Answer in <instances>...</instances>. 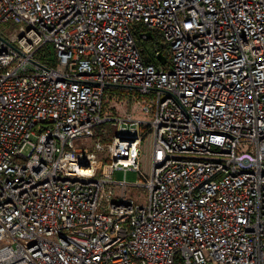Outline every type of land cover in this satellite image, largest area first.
Returning <instances> with one entry per match:
<instances>
[{
	"label": "built area",
	"instance_id": "obj_1",
	"mask_svg": "<svg viewBox=\"0 0 264 264\" xmlns=\"http://www.w3.org/2000/svg\"><path fill=\"white\" fill-rule=\"evenodd\" d=\"M0 264H264V0H0Z\"/></svg>",
	"mask_w": 264,
	"mask_h": 264
},
{
	"label": "rangeland",
	"instance_id": "obj_2",
	"mask_svg": "<svg viewBox=\"0 0 264 264\" xmlns=\"http://www.w3.org/2000/svg\"><path fill=\"white\" fill-rule=\"evenodd\" d=\"M138 40V44L144 48V53L151 57V60L157 65L158 63L152 56V48L154 46V41L152 43H148L146 41L141 40L136 35ZM46 46H48L46 48ZM43 49V52H46V49L50 50L52 55V50L50 45H46ZM108 94L105 96V102H103V107L105 112H109L113 115H122L126 114V112L131 111L132 117L134 119H141L144 121H148L150 116L141 112V106L145 103H148L147 95L140 96L137 92H132L131 101H127L126 92L125 91H107ZM145 127V126H144ZM112 133V129L109 128L108 132H106L105 138H107ZM152 134L148 132L143 136L140 144V156H139V167L140 170L145 174L149 175L151 170V152H152ZM73 144L75 146H86L89 147V140H74ZM26 152V148L23 150ZM100 173H97L98 176ZM124 179L127 183L126 195L132 197L136 203L143 204L146 202L147 191L139 185L142 181V177L136 171L128 170L125 172L115 170L111 175V179L113 182H118Z\"/></svg>",
	"mask_w": 264,
	"mask_h": 264
},
{
	"label": "water",
	"instance_id": "obj_3",
	"mask_svg": "<svg viewBox=\"0 0 264 264\" xmlns=\"http://www.w3.org/2000/svg\"><path fill=\"white\" fill-rule=\"evenodd\" d=\"M148 35H150V34L148 33ZM156 60L160 64H164L165 61H166V58H165V56L162 53H158L156 55ZM109 86L112 87V88H128L127 86H121V85H117V84H110Z\"/></svg>",
	"mask_w": 264,
	"mask_h": 264
},
{
	"label": "trees",
	"instance_id": "obj_4",
	"mask_svg": "<svg viewBox=\"0 0 264 264\" xmlns=\"http://www.w3.org/2000/svg\"><path fill=\"white\" fill-rule=\"evenodd\" d=\"M48 46H46V48H47ZM49 49V48H48ZM51 55V54H50ZM48 56H49V54H48ZM52 62H53V60L52 59H49L48 60V64H52ZM111 91H116L117 89L116 88H112V89H110Z\"/></svg>",
	"mask_w": 264,
	"mask_h": 264
}]
</instances>
